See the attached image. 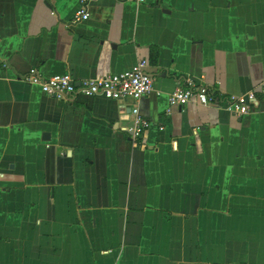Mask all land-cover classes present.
Here are the masks:
<instances>
[{"label":"crops","instance_id":"0c3cea01","mask_svg":"<svg viewBox=\"0 0 264 264\" xmlns=\"http://www.w3.org/2000/svg\"><path fill=\"white\" fill-rule=\"evenodd\" d=\"M78 7L0 0V264H264V0H95L75 22ZM141 60L137 101L20 80ZM185 79L258 105L170 106ZM134 108L151 123L136 144Z\"/></svg>","mask_w":264,"mask_h":264},{"label":"built area","instance_id":"2783aa9c","mask_svg":"<svg viewBox=\"0 0 264 264\" xmlns=\"http://www.w3.org/2000/svg\"><path fill=\"white\" fill-rule=\"evenodd\" d=\"M93 1L95 0H79V7L73 21L88 20V7ZM133 1L141 3L144 0ZM146 65L147 63L141 60L124 72L80 81L70 74L43 76L36 67H33L20 80L29 86L38 87L44 95L63 102L72 101L77 97L137 101L153 89V80L145 71ZM178 84L169 95L170 106L184 107L195 100L200 105L215 106L236 118H241L253 112L258 105L255 91L244 95L221 96L211 86L197 84L190 79L182 80ZM258 90L264 95V81L258 85ZM131 112L132 125L126 131L132 143L136 144L144 132L149 129L151 123L139 115L137 108L132 109ZM162 129L159 127V130Z\"/></svg>","mask_w":264,"mask_h":264},{"label":"water","instance_id":"95a60500","mask_svg":"<svg viewBox=\"0 0 264 264\" xmlns=\"http://www.w3.org/2000/svg\"><path fill=\"white\" fill-rule=\"evenodd\" d=\"M48 136H43V139H47Z\"/></svg>","mask_w":264,"mask_h":264},{"label":"trees","instance_id":"16d2710c","mask_svg":"<svg viewBox=\"0 0 264 264\" xmlns=\"http://www.w3.org/2000/svg\"><path fill=\"white\" fill-rule=\"evenodd\" d=\"M153 50H151V52H152Z\"/></svg>","mask_w":264,"mask_h":264}]
</instances>
